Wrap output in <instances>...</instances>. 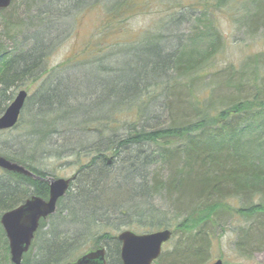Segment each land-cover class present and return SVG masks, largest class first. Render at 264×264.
<instances>
[{"label": "trees", "instance_id": "obj_1", "mask_svg": "<svg viewBox=\"0 0 264 264\" xmlns=\"http://www.w3.org/2000/svg\"><path fill=\"white\" fill-rule=\"evenodd\" d=\"M19 1L0 14V117L14 90L40 84L14 129H21L19 135L9 138L13 145L0 155L42 177L52 174L45 171L49 160L73 156L84 163L55 215L41 223L24 264L72 262L91 243L107 247L108 264H122L121 244L111 231L124 227L174 231L172 248L155 264H207L215 254L214 228L227 217L246 226L262 218L239 228L237 243L242 258L260 251L264 76L258 68L264 55L248 63L257 64L253 71H209L224 43L216 16L242 0H154L169 9V22L160 21V27L186 28L178 43L166 35L147 36L121 48L116 64H103L111 52L102 49L50 69V55L65 40L66 19L108 1L23 0L21 15ZM260 1L243 15L252 32L264 27ZM114 3L113 15L134 8L130 0ZM203 40L208 45L199 51ZM205 73L213 77V88L201 95ZM149 86L153 94L142 95ZM222 87L236 96L219 97ZM128 100L130 120L122 109ZM160 194L167 201L159 207ZM31 195L48 198L47 184L1 172L0 220ZM228 201L244 206L233 209ZM8 247L0 223V264H12Z\"/></svg>", "mask_w": 264, "mask_h": 264}, {"label": "rangeland", "instance_id": "obj_2", "mask_svg": "<svg viewBox=\"0 0 264 264\" xmlns=\"http://www.w3.org/2000/svg\"><path fill=\"white\" fill-rule=\"evenodd\" d=\"M22 1L23 0H20L16 6V8L19 9L17 11V14L19 13V15H21L23 13L22 11L25 9V7L21 6ZM106 1L108 2L107 6L104 5L105 8L103 6L99 7L100 5L97 4L96 7L88 8L86 10L82 9L80 11L77 10L74 12V16L71 15L70 18L66 19L65 30L61 33L62 37L65 36V40L55 48L54 53L50 55L48 69L64 64L69 60L88 58V56L92 57L96 52L102 49L107 50V54L111 52L108 59L105 61L103 60V64H109V62L110 64H116L117 61H115V56L119 54L121 48H131L133 44H138V42L142 41V39L147 36H154V38L157 39L160 35H163V37L166 35L165 37L175 38L174 42L178 43V37L185 34L184 32L186 28L182 27L180 29L175 23H170V26H166L165 28L160 27V21L164 24H168L169 12L167 11H169V9L164 6H162L164 7L163 9L158 8V5L154 0H130L134 8L129 7V10L124 9L123 11L126 10L124 15L111 14L110 11L116 6V3H114L116 0ZM253 1L254 0H242L239 4L234 5L232 8H228L225 12L219 11V16H216L217 24L215 30L218 32L220 31L224 43L219 54L210 62L209 66H211V68H209V71H223L232 67L230 69L231 74L233 69L242 70L249 68L250 71H253L257 67V64H253L249 67V64L256 62L255 57L264 55V27L258 28L257 31L252 32L247 26V21H244L243 19L244 13H250L251 10L252 13L254 12L255 6L260 0H255L256 4H254ZM259 7L262 9V20L264 22V0L260 1ZM203 42L204 44L199 46V51H203L208 45L206 40H203ZM188 48L191 49L192 47ZM119 57L121 56L119 55ZM259 61L263 62L264 56L263 58H259ZM260 65V68H258L259 75L260 77H263L264 66L262 67V64ZM78 70H80V68H78ZM62 73H65V71H62ZM205 75L206 73L203 75L206 80L199 86L204 90L201 95H204V93L213 88V77L207 79ZM39 84L40 83L36 85L34 84L33 86L29 84L21 86L13 91L14 98L24 89L27 90L28 95L32 97V94H35V90L38 88ZM150 87L151 86L144 88L142 95L146 96L147 94H153V90ZM232 90L230 89V91ZM230 91L225 87H222L220 92H218V95L223 98L236 96V93H230ZM144 96H142L140 100H144ZM132 103L131 100H128L127 108H122L127 112V114H125L127 120L131 119V113L127 110L133 109L129 108ZM30 105H32V102ZM135 109L136 108H134V110ZM20 130L0 134V153L6 152L8 148L13 145V142H11L9 138L18 136ZM118 161L120 162V160ZM86 163H89V161ZM45 164V171L52 173L51 175L59 178H70L74 173L80 170L79 168L82 165H84V163H78L73 156L62 158L60 161L49 160ZM164 174H166V171ZM156 198L159 207L163 206L164 202L167 201L163 194L158 195ZM228 205L233 209L244 206L238 201H228ZM168 210L169 209L165 208L163 213H168L169 218L172 219L171 217L173 213L170 210L168 212ZM261 219L262 218L259 217L256 221L255 219L250 221L248 226L252 222L255 224L258 223ZM177 223L178 222L175 220L173 226ZM245 224L247 223L243 220H239L238 218L235 220L231 217L224 218V220L217 222V226L214 228L215 254L207 264H215L219 260L224 261V264H264V246H258L262 249L258 252H254L246 259L241 257L237 249L239 228L243 226L248 227ZM128 229L131 228L124 227L117 231H111V233L117 236L119 234L118 232ZM131 230L137 234L145 233L140 231L137 232L133 229ZM100 244L103 245L102 243ZM95 247L96 245L91 243L86 249ZM171 248L172 243H169L163 248V252L168 251ZM32 252L33 251H31V253Z\"/></svg>", "mask_w": 264, "mask_h": 264}, {"label": "water", "instance_id": "obj_3", "mask_svg": "<svg viewBox=\"0 0 264 264\" xmlns=\"http://www.w3.org/2000/svg\"><path fill=\"white\" fill-rule=\"evenodd\" d=\"M15 0H0V14L9 9ZM28 98L27 92L21 91L13 102L8 106L3 116L0 117V132L14 129L20 120L24 110V104ZM112 162L109 159L108 164ZM0 170L12 174H21L35 181L49 184V198L43 199L36 195L30 196L18 208L7 211L0 220L6 238L9 241L10 260L12 264H24V258L30 255L35 241V235L43 221L55 215L59 207V201L65 197L76 175L71 179H56L49 177L43 179L36 176L19 163L11 161L6 156L0 155ZM173 231L164 229L149 234H136L131 230L121 232L117 240L122 244V264H154L162 256L163 246L172 239ZM64 264H108V255L104 247H96L79 256L75 261ZM216 264H223L218 261Z\"/></svg>", "mask_w": 264, "mask_h": 264}, {"label": "flooded vegetation", "instance_id": "obj_4", "mask_svg": "<svg viewBox=\"0 0 264 264\" xmlns=\"http://www.w3.org/2000/svg\"><path fill=\"white\" fill-rule=\"evenodd\" d=\"M78 173V172H77ZM78 175H79V173H78ZM35 182V181H34ZM40 182V181H39ZM41 183H44V182H41ZM45 184V183H44ZM73 185V184H72ZM48 186V185H47ZM48 192H49V186H48ZM49 194H50V192H49Z\"/></svg>", "mask_w": 264, "mask_h": 264}]
</instances>
